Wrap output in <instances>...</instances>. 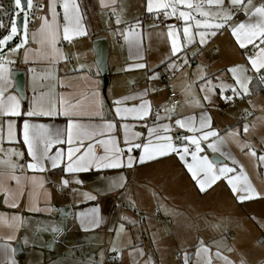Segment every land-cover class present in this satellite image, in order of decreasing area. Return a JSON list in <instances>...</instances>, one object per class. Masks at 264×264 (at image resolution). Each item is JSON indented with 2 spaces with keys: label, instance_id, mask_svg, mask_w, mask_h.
Returning <instances> with one entry per match:
<instances>
[{
  "label": "crops",
  "instance_id": "crops-1",
  "mask_svg": "<svg viewBox=\"0 0 264 264\" xmlns=\"http://www.w3.org/2000/svg\"><path fill=\"white\" fill-rule=\"evenodd\" d=\"M49 2L42 0L37 25L34 29H27V42L22 47L15 52L9 51L22 43L23 37H15L0 49L6 69L4 75L10 82L4 99L17 96L12 78L14 71L25 72L26 92L25 102L19 100L20 116L0 115V158L6 151L13 150L23 155L18 160L15 156L12 159L24 165L15 173L20 177L19 184L8 179L7 168L0 167V264H178L175 256L179 251L188 252L183 261L181 259L182 264H240L239 257L245 255L246 250L241 248L242 235L237 233L239 224H246L250 231V234L245 232L246 237L255 245L259 232L256 228L252 229L256 215L255 205L252 204L255 200H264V162L258 160L260 155H264V135L257 130L260 122L264 126V90L256 78L257 73L248 71L246 75L251 77V82L247 96H233L232 100H225L217 88L210 101L206 102L203 100L204 93L200 91L204 85L199 77L203 71L214 85L234 84L231 73L227 71L222 77V71L237 64L249 67L246 52L241 49V53L237 52L233 58L235 60L226 64L229 53L220 47L219 34L203 47L193 44L177 57H172L181 65L179 70L173 71L166 59L170 57V42L166 34L168 25L182 31L181 21L170 17L164 25H156L164 27L159 31L165 40L155 46L154 54H150L151 46L146 34L157 27L147 25L148 16L140 21L119 24L109 16L113 22L110 26L111 21L104 24L100 22L101 17L107 13L110 15L113 9L117 12L125 0H116L114 4L106 0L108 6H102L101 0H77L86 35L74 36L66 41L61 29L55 43V48L64 57L61 59L47 43H37L33 39V33L41 27V18L51 19ZM56 11L61 14L62 19L60 21L58 15V20L63 24L62 8L57 6ZM126 31H134L135 35L126 40ZM96 38L108 41L109 86L105 92L91 49ZM133 42L139 45L143 59L134 56ZM202 48L213 49L211 56L201 54ZM247 51L254 52V49L249 46ZM182 58L188 62L193 60L188 65L182 63ZM136 63H145L146 68H135ZM165 76H169V85L176 92L178 103L175 104L172 120L155 123L172 125L169 135L174 139L178 135H192L186 129L176 127L175 119L195 117L199 126L201 114L206 113L211 118V129L226 139L222 150L231 158L225 159L218 152L213 153L207 148V142H202L205 149L202 155H207L210 160L217 157V164L236 168V172L229 175H239L242 167L258 196L238 201L223 177L201 192L176 155L159 157L143 164L135 163L132 167L92 168L78 173L63 171L67 161L55 169L45 162L47 170L43 172L27 169L31 158L22 138L24 120L49 125L53 131L66 128L68 121L67 116L60 114L28 117L25 113L29 110L48 109L55 105L59 112L60 100L63 99L65 107L78 104L74 119L99 125L101 117L95 115L96 102L99 101L103 120L117 125L114 135L118 137L120 147L126 148L120 125L127 123L135 132L142 133V138H147V127L153 125L156 112L161 107L173 106L160 82ZM4 83L0 81V86ZM146 89L147 95L143 99L152 105L149 118L136 121L131 116L127 120L116 117V99L137 97L125 100L123 105L136 106L140 104L138 97ZM223 95L231 96L232 93L225 90ZM197 100L199 106L195 103ZM244 112L246 117H242ZM160 114L164 115L162 111ZM9 122L15 125V139L11 142L7 135ZM245 125L249 126L247 133L243 131ZM231 132L238 135L228 137ZM242 145L250 146L256 157L249 155L248 147ZM67 147L66 143L54 144L50 154L58 148L66 151ZM95 150L98 154L103 151L99 146ZM128 155L138 160L140 151L125 152V162ZM121 178L122 187L119 186ZM62 179L69 181L67 187L61 185ZM76 180L82 183L77 184ZM53 182L62 186L61 193L49 188V183ZM242 186L243 181L238 188ZM84 193L95 195L96 199L88 200ZM13 204L16 206L13 207ZM61 208L68 209L64 215L60 213ZM93 208L99 209L101 223L98 227L89 226L88 218L78 215L90 213ZM156 211H159V218ZM70 224L74 225L70 234L58 242L54 241L56 231L52 229H63Z\"/></svg>",
  "mask_w": 264,
  "mask_h": 264
},
{
  "label": "snow or ice",
  "instance_id": "snow-or-ice-1",
  "mask_svg": "<svg viewBox=\"0 0 264 264\" xmlns=\"http://www.w3.org/2000/svg\"><path fill=\"white\" fill-rule=\"evenodd\" d=\"M114 4L116 0H108ZM229 6L225 8V0H147V11L149 13L162 14L165 18L175 17L177 21L183 22L182 31L174 25H168L167 39L170 42V57L168 67L173 71L179 70L181 65H178L172 57H177V54L187 50V47L193 44H198L203 47L212 37L225 29H228L234 37L238 47L247 52L249 46L254 49V52L248 53L246 62L249 67L237 64L227 69L232 74L234 84H216L212 83L203 71L199 79L203 82V87L200 91L204 93L203 100L210 101L212 94L219 88L220 94L225 100H232L233 96L239 98L249 94V83L251 77L246 74L248 71L261 73L264 71V4L253 6L252 0H228ZM102 6H108L106 0H101ZM34 0H14L15 13L9 17L10 29H5L9 32L0 39V49H3L6 42L11 40L18 33L17 18L23 20V39L22 43L16 48L10 49V52H15L27 42L28 19L31 9L34 7ZM57 6L63 10V24L58 20ZM51 19L47 17L41 18V27L37 32L33 33V39L37 43H47L54 53L63 59V55L55 48V43L58 40L61 29L63 39L70 41L74 36L86 35V31L82 24L81 9L77 0H50L48 4ZM241 11L247 20L239 23L233 22V16L236 11ZM115 12V9H113ZM116 23H120V18L117 16ZM3 23H0V28H3ZM134 31H126L124 37L126 40L130 36H134ZM40 37V39H37ZM134 56L138 59H143L140 53L139 45L133 42ZM196 53H194L195 55ZM55 59V58H54ZM182 63L187 64L186 58H182ZM135 68H146L145 63H136ZM6 72L3 63V57H0V81H5L3 86H0V115L20 116V102L17 96H9L4 99L5 89L10 83L4 75ZM152 78V77H150ZM219 79V78H217ZM264 80V77H260ZM225 90L231 91V96L223 95ZM147 95V89L138 97L140 104L132 107L123 106L125 100L137 97H124L114 101V112L116 117L121 120H127L129 116L136 121L146 120L152 115V105L149 101L143 99ZM197 106L200 102L195 101ZM97 111L95 115L100 116L102 123L97 125L94 123H82L78 119H74V115L78 113V104H69L65 107V101L60 100V109L57 112L56 106L53 105L48 109L32 108L26 116H53L56 114L68 117L66 128L53 131L49 125L30 123L24 120L22 128L23 143L27 147V155L31 161L27 164V169L32 171H46L45 162L50 163L51 168L55 169L60 166L63 161H67L63 171L66 173L86 172L95 168L97 170L115 169L122 167H132L135 163L143 164L146 161L154 160L159 157L168 155H176L179 161L182 162L187 172L191 174V178L196 182L201 192L206 188L211 187L216 181L222 177L226 179L228 185L237 199L243 202L246 199H251L259 195L252 188L244 174L243 168H240L239 175H229L235 173L236 168L228 167L226 164H217L210 160L207 155H202L205 149L202 147V142H207V148L213 153H219L225 159H230V154L222 150V146L226 142L224 137H220L216 130L211 129V118L202 113L199 126L196 125L195 117H185L174 120V125L179 129H186L192 135L177 137L176 141L169 133L172 131V125L168 123H155V121H163L165 119L172 120L175 115V106L161 107L154 116V123L151 127H147V138H142L143 134L135 132L129 124L120 125L122 129L123 142L126 148H121L119 139L114 133L117 131V125L112 121H104L100 109L102 104L96 102ZM164 115L161 116L160 112ZM14 122L8 124V139H15ZM249 126L245 125L243 131L247 133ZM198 133V135H197ZM238 133H228V137L235 138ZM66 137V138H65ZM102 137V138H98ZM211 138V139H210ZM88 142L85 146V142ZM186 142V143H185ZM67 144L66 151L58 148L54 154L51 153L54 144ZM96 146L103 149L102 153L96 152ZM248 147V154L256 157V152ZM134 150L140 151L139 158L131 155L127 156L125 162L123 156L125 152L131 153ZM23 154L13 150L6 151L3 158H0V167L7 168L8 179L15 180L20 183V177L15 175L18 169H23L24 165L18 164L12 159L13 156L18 160ZM190 157V159H189ZM259 162H264V155H260ZM235 163V161H233ZM123 178L119 186L122 184ZM243 181L242 187L238 185ZM77 184L82 181L76 180ZM61 185L68 186V180H61ZM115 186V185H110ZM246 193V194H240ZM7 195V192H6ZM88 200H95L96 196L90 193L83 194ZM13 207L16 205L13 204ZM38 210V209H36ZM81 217H87L88 225L98 227L101 223L99 209L93 208L90 213H80ZM13 219H19L14 217ZM83 226V220H82ZM54 232L58 229L53 228ZM11 239V237H9Z\"/></svg>",
  "mask_w": 264,
  "mask_h": 264
},
{
  "label": "rangeland",
  "instance_id": "rangeland-1",
  "mask_svg": "<svg viewBox=\"0 0 264 264\" xmlns=\"http://www.w3.org/2000/svg\"><path fill=\"white\" fill-rule=\"evenodd\" d=\"M245 2H247V0H245ZM11 4H12V7L14 8V0H11ZM262 4H264V0H252L253 6H260ZM120 6L121 7L117 10V12L114 13L112 10L110 15L107 13L105 14V17L102 16L100 22L104 24H105V21L109 22L108 21L110 20L109 16L111 17V20H114L113 22H116L117 16H119L120 22H125V23L140 21L146 16H148L149 18H146V21H145L147 25H152L154 27H157L153 20L157 18V14L149 13L147 11V0H125V3ZM224 6L225 8L229 6L228 0H225ZM234 11L236 10L234 9ZM245 20H247V17L241 11H236V14L233 16V22L239 23ZM113 22L111 21L110 26L113 24ZM181 24H183L182 21H181ZM163 28L164 27L162 28L157 27L155 28L154 31L150 32V34H146V36L149 39V44L151 46V49L149 50L150 54H154L156 52L155 46H157L158 43H160L161 41L165 40V36H163L159 31L160 29H163ZM219 34H220V37H219L220 47L227 49V52L229 53L227 56L228 60H226V64H230L235 60L233 58L237 55V52L241 53V49L236 44L234 37L231 35L228 29L223 30L222 32L218 33L216 36H218ZM15 37L22 38L23 32L17 33V35L14 36L13 38ZM212 52H213V49L208 50L206 48H202L201 50V54L203 55L205 54L206 57H209V55L211 56ZM192 60L193 58L191 59V61ZM191 61L188 62V65L190 64ZM227 69H223L222 77H224V74L225 72H227ZM231 78H232V74H231ZM257 130L261 131L262 134L264 135V126L261 124V122H260V127L257 126ZM252 205H255L254 214H256L254 221H252V225H253L252 229L256 228L259 234L256 236L255 245H253V241L250 242V239L246 237V234H245L246 231L249 232L250 234V231L248 230L246 224L245 223L239 224L240 226L237 230V233L239 232L242 235V247L241 248L246 250V254L241 255V257H239L240 264H264V200H255V202H253ZM179 253L181 255L182 261L188 255L187 251L186 252L179 251Z\"/></svg>",
  "mask_w": 264,
  "mask_h": 264
},
{
  "label": "built area",
  "instance_id": "built-area-1",
  "mask_svg": "<svg viewBox=\"0 0 264 264\" xmlns=\"http://www.w3.org/2000/svg\"><path fill=\"white\" fill-rule=\"evenodd\" d=\"M34 7L31 9L30 13H29V19H28V28L27 29H34V27L37 25V21L40 17V13L42 11V0H34ZM15 13V9L12 7L11 4V0H0V23H3L4 27L0 28V39H2L5 35H8L9 32L6 31L5 29H10V24H9V17ZM59 19L61 21L62 16L59 13ZM155 25H159V24H163L165 23L167 20L166 18L160 14L157 16V18L153 19ZM22 24H23V20H22ZM23 29V27H22ZM252 52V51H251ZM249 51H247L245 53V55L247 56L248 53H251ZM260 77H264V71H262L261 73H257L256 78L259 80V83L262 87V89L264 90V80H261ZM169 76H165L164 78L160 79V82L162 83V85L164 86V88L167 90V97L168 99L171 101V104L173 106H175V104L178 103V99H177V95L176 92L172 90V88H170L169 85V81H168ZM230 107L227 106V108ZM247 113L244 112L242 113V117H246ZM183 135H178L177 137H181ZM176 138L173 139V141H176ZM186 143V142H185ZM135 151V150H134ZM133 151V152H134ZM132 152V153H133ZM49 188L50 189H54L57 193H61L62 190V186L60 184H56V183H49ZM156 217H160L159 211H156ZM167 222H169V220H166ZM74 229V225L70 224V226L63 228V229H58L55 234L53 235V239L54 241L58 242L60 240H62L63 237H65L66 235L70 234V232ZM176 261L178 264H182L181 262V255L180 253L177 254L175 256ZM112 259H114L112 257ZM114 264V263H112Z\"/></svg>",
  "mask_w": 264,
  "mask_h": 264
},
{
  "label": "water",
  "instance_id": "water-1",
  "mask_svg": "<svg viewBox=\"0 0 264 264\" xmlns=\"http://www.w3.org/2000/svg\"><path fill=\"white\" fill-rule=\"evenodd\" d=\"M17 24H18V32L20 33L22 30V18L18 17L17 18ZM93 53L95 54V68H97L98 73L101 78V83L103 86V92L107 89L109 86V68L107 65V60H108V41L106 38H96L92 42V47H91ZM12 78L14 82V93L17 95L19 100L25 102V72L22 70L19 71H14L12 72ZM213 161L216 162L217 157H214L212 159ZM65 210H68L66 208H61L60 213L61 215H64Z\"/></svg>",
  "mask_w": 264,
  "mask_h": 264
}]
</instances>
